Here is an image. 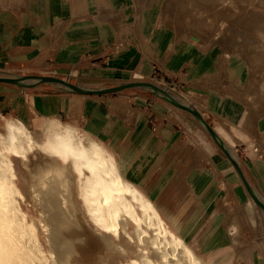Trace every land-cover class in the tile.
Here are the masks:
<instances>
[{
    "label": "crops",
    "instance_id": "1",
    "mask_svg": "<svg viewBox=\"0 0 264 264\" xmlns=\"http://www.w3.org/2000/svg\"><path fill=\"white\" fill-rule=\"evenodd\" d=\"M108 1L115 14H73L71 0H0V63L36 60L61 73L76 67L82 77L100 79L109 86L156 78L187 88L201 96L199 106L209 115V123L224 128L218 132L214 127L238 154L244 175L264 199V157L245 147L253 139L249 122H257L264 131V100L256 101L259 92L251 94L245 65L234 59L225 68L218 45L177 37L162 21L158 7H142L151 0ZM119 14L123 23L118 21ZM107 16L112 23L103 21ZM35 91L24 93L23 106L43 116L38 125L51 117L77 120L84 116V124L116 154L123 175L147 198L159 205L175 202L183 194L188 202L178 218L185 239L197 241L199 249L212 258L219 251L248 250L252 253L248 264H264V240L259 244L233 241V223L247 227L250 239L259 238L256 209L250 205L252 196L237 168L212 137L200 144L193 158L182 147L187 140L185 129L176 121L161 119L141 95L113 93L87 99ZM180 178L183 187L177 183Z\"/></svg>",
    "mask_w": 264,
    "mask_h": 264
},
{
    "label": "rangeland",
    "instance_id": "2",
    "mask_svg": "<svg viewBox=\"0 0 264 264\" xmlns=\"http://www.w3.org/2000/svg\"><path fill=\"white\" fill-rule=\"evenodd\" d=\"M81 1L85 3L84 7L79 5ZM218 1L220 0H217V2ZM235 1L230 0L228 6H225L226 11L223 12L221 8L216 7L214 4H210L211 0H151L150 2L152 3H146L142 5V7L150 6V4L158 7L161 11L162 21L173 29L177 37L189 41H195L194 38L197 37L201 39L198 41L201 44L207 46L214 44L218 45L223 53V60L221 63L223 67L226 68L231 60L238 59L237 62H241L247 68L248 81L252 85L250 87L251 94L261 93L260 98L256 100L261 102V100H264L262 96V94H264V88L261 87L264 83V54L260 52L264 53V51H262V47L264 49V38L262 37L264 32L260 33L258 30L264 31V0ZM71 3L73 5V14L90 11L99 12L100 14L106 11L109 15L115 14V8L112 7L108 0H71ZM122 15L123 14L118 15V21L122 22ZM92 18L101 22L97 20L95 16ZM222 19L226 21V25L225 27L223 26L221 30L220 24H225ZM103 21L113 22L109 16L105 17ZM249 38L255 39L254 43L247 41ZM233 54L236 55L233 56ZM10 75L55 76L89 88H98L101 86L109 87L111 84L105 83L100 79L82 77L76 67L67 73H61L49 64L41 65L40 62L36 60L33 61L23 58L0 63V76ZM148 81L168 87L172 92L188 91L187 88L174 85L171 86L170 83H165V81L160 82L156 78L148 79ZM26 82L31 84V86L23 87L13 83L0 82V136L6 134L4 123L5 118H9L24 122L30 134L38 139L43 140L47 138L46 131L42 129L43 124L38 125V122L43 116L37 109H29L23 106L25 102L24 93L26 91L31 92L35 91V89H43V91L47 92H66L74 97H83L87 99L111 97L113 93H119L121 95H141L142 98L145 99L142 100V102L151 103L154 111L161 119L176 121L185 129L187 140L183 143L182 147L186 152L189 151L193 153V158L196 157L194 154L196 155L199 151L198 147L200 144L205 145V141L211 140L210 133L200 121L196 120L191 114L180 110L173 103L166 100L162 93L156 92L152 88H131L113 93L88 95L49 82L39 83L37 80H28ZM251 99L254 101L255 97ZM200 110L205 113L206 120L210 122L211 119L209 115L206 114L203 109ZM256 110H260L258 104ZM79 117L82 119L78 118L75 120L69 119V117L60 119L62 122L70 124L79 139L85 143L89 144L95 140L102 143L118 162V158L110 145L103 142L97 136V133L84 124V116ZM82 120L83 123H81ZM70 121H72V123ZM248 126L252 134L251 138L253 139H249L245 147H253L258 157H264V131L258 129L257 122H249ZM204 131L209 134H206ZM1 145L3 148L5 144L1 143ZM4 152H6L9 158L10 170L14 174V182L17 190L14 202L15 205L20 208L21 212L15 213L11 211L7 215L9 217H15L18 220H20L19 217H21L23 220V227L17 225L16 222L11 223V225L13 232H27L19 240L25 250H27V248L31 249V257L28 258L26 264H150L141 256L147 255L150 260L158 259L155 247L149 243V236L152 233L145 224H136L133 220L128 221L125 216H123L122 223L120 222V224L117 225V234L113 231L106 230L99 224L88 208V203L82 192L83 189L81 187L79 170L74 167L72 161L70 162L69 160V162H66L65 159L57 156V158L62 161V163L57 166L53 164L52 161L55 156L50 152H46L41 146L27 152L26 155L22 157L15 156V154L7 150ZM233 152L236 157H238V154L235 151ZM36 166L41 167L40 174L38 175H36L37 173L35 171ZM177 183H179V187L184 186V180L181 178ZM58 185H60V187ZM40 189L54 192L55 195H57V199L54 196V203H47L45 199H43V195L41 196L40 192L43 191ZM186 201L188 202V199L184 198L183 194H181L175 197V202H160L159 205H157V203L155 204L168 229L174 232H181V220L178 217L179 211H181ZM50 204L51 209L47 207V205L49 206ZM254 209H256L255 213L257 214L254 217V223L258 221V227L260 229L259 238L256 236L254 240L250 239L251 237L247 227H245L246 229L240 227L238 229V235H236L237 233L232 231V229L230 230L231 234H233L234 243H239L240 240H242L241 243L247 244L252 242L259 244L261 241L263 242L264 210L257 204L254 206ZM7 215H4L5 218L8 217ZM57 216L61 219H58L57 233L64 240V245L62 246L64 250H60L59 253L54 251V242L51 237L54 230L52 225ZM62 219L63 223H61ZM138 226L141 227L140 230H143V233L140 235L138 234ZM143 240H145V242ZM187 242L189 244L188 246H192V249H194V253L209 264L210 262L213 264H237L235 258L243 259L246 261L245 263L248 264L252 256V253L248 250L241 252L229 250L216 252L215 257L212 258L199 249L200 246L197 241L187 240ZM25 252H27L28 255L29 252ZM159 261H161V259H159Z\"/></svg>",
    "mask_w": 264,
    "mask_h": 264
},
{
    "label": "bare ground",
    "instance_id": "3",
    "mask_svg": "<svg viewBox=\"0 0 264 264\" xmlns=\"http://www.w3.org/2000/svg\"><path fill=\"white\" fill-rule=\"evenodd\" d=\"M228 3H230V0H220L218 2L217 0H211L210 2V4L212 5L214 4L216 7L221 8L222 12L226 11L225 6L226 5L228 6ZM222 21L225 22V24L223 25L220 24L221 30L223 29V26L225 27L226 25V21H224L223 19ZM258 31L260 33L264 32L262 30L261 31L258 30ZM262 37L264 38V34ZM250 38L247 41L249 42L251 41V43H254L255 39H250ZM262 51H264L263 47H262ZM260 53L264 54L263 52ZM66 81H70V80H66ZM24 83H27L25 84L26 86H23ZM51 83L69 89V87L66 84L56 83V82L55 83L51 82ZM16 85L29 87L28 82H21ZM77 85L86 89H101L108 87V86H101L98 88H89V87H84L80 84ZM161 87L166 89L173 97H175L182 104L197 109L206 119L205 113H203L202 110H200L202 108L199 106V100L201 99V96L190 91L172 92L168 87L165 86H161ZM178 108L186 113L191 114L196 120L202 123V121L196 115L192 114L191 112L181 107ZM4 126L6 128V134H4V136H0V264H26L28 258L31 257V252H30L31 249L27 248V250H25V248L19 242V240L27 232L21 231L20 233L19 232L16 233L12 231L11 223L13 222H16L17 225L19 226L22 227L24 226L22 218L19 217L20 220H18L15 217H9L7 215L11 211H14L15 213L16 212L21 213V212H20V208L17 207L14 202L15 193L17 192L16 185L14 182V174L10 170V166L8 162L9 158L6 155V152L4 151L7 150L8 152H12L13 154H15V156L22 157L23 155H26L27 152H30L31 150L39 146H41V148L43 147V149L46 152H50L53 156H55V158L52 159V161L53 164L57 166L62 163V161L59 158H57V156L61 157L62 159H65L66 162H69V160L70 162L72 161L74 167H76V169L79 170L81 187L83 189L82 192L84 193V196L88 203V208L92 213L93 217L99 222V224L103 228H105L108 231H113L114 233L117 234V225H119L120 222L122 223L123 216H125V218L128 221L133 220L136 224L137 223H139V225L145 224L149 228V230L152 233L149 236L150 239L149 243L155 247V251L158 256L157 257L158 259L150 260L147 255H142L141 257L145 261L149 262L150 264H209L205 260H202L201 257L197 256L196 253H194V249H192V246H188L189 244L185 239L184 235L182 234V232H174L173 230L168 229L164 219L160 216V213L156 208L155 205L156 203L151 201L149 198H147L142 193V191L139 190L137 186H135L130 180H128L122 174L116 158L102 145V143L96 140L90 142L89 144L85 143L84 141L79 139V137L77 136L73 127L70 124L64 123L62 122L61 119H58L56 117H51L44 122L42 129L46 131L47 138L43 140H40L37 137L30 134L27 125L22 121L5 118ZM214 127L218 132H224V128L219 123H216ZM1 143L5 144L4 145L5 148L4 147L2 148ZM229 150L230 153L233 155V157L236 158V155L234 154L232 149ZM35 171L37 173L36 175L40 174L39 172L41 171V167L36 166ZM60 185L58 186L60 187ZM42 191L43 192H40L41 196L43 195L44 197L43 199H45L47 203L52 204L54 200V196L57 199L56 197L57 195H55L54 192L52 191L49 192L44 190ZM255 192L260 197V199L264 201V199L261 198V196L257 193V191ZM252 199L250 205L254 207L256 206V203H254L255 201ZM51 204L49 206L47 205L49 209H51ZM5 214L8 217L5 218L4 216ZM58 219H59L58 216L55 217L54 219L55 222H53L52 225L54 227V230L51 235L54 242L53 249L57 253H59L60 250H64V248H62V246L64 245L63 244L64 240L57 233L58 232L57 225L59 220H61ZM61 223H63V219ZM239 228L240 227L237 226V223L236 224L233 223L232 229H234L233 231H235L237 234ZM140 229L141 227L138 226L139 235L143 233V230ZM143 241L145 242V240ZM25 251L29 252L28 255L27 252ZM159 259H161V261H159Z\"/></svg>",
    "mask_w": 264,
    "mask_h": 264
},
{
    "label": "water",
    "instance_id": "4",
    "mask_svg": "<svg viewBox=\"0 0 264 264\" xmlns=\"http://www.w3.org/2000/svg\"><path fill=\"white\" fill-rule=\"evenodd\" d=\"M28 80H37L39 83L43 82H56V83H63L66 84L69 89L82 93V94H106V93H113V92H118V91H123L132 87L136 86H142V87H147V88H152L156 92H160L163 94V96L168 99L171 103L174 105L181 107L192 114L196 115L204 124L205 128L209 131L211 137L215 140V142L219 145V147L225 152L227 157L230 159V161L234 164V166L237 168L238 172L240 173L247 190L249 191L250 195L252 196L253 200L255 203L264 210V201L260 199V197L256 194L254 189L251 187L249 181L247 180L246 176L244 175V172L237 161L236 158L233 157V155L230 153L229 148L226 146L224 141L220 138V136L216 133L214 130L213 126L202 116V114L195 108L191 106H187L179 102L175 97H173L166 89L162 88L161 86L150 82V81H130L126 83H121L118 85H113L101 89H86L83 88L77 84H74L70 81H66L64 79L55 77V76H47V75H25V76H0V82H8V83H13V84H19L21 82H26ZM24 83L23 86H26ZM29 84V83H28ZM28 86H31L29 84Z\"/></svg>",
    "mask_w": 264,
    "mask_h": 264
},
{
    "label": "built area",
    "instance_id": "5",
    "mask_svg": "<svg viewBox=\"0 0 264 264\" xmlns=\"http://www.w3.org/2000/svg\"><path fill=\"white\" fill-rule=\"evenodd\" d=\"M170 85H171V86H172V85L177 86V85H175V84H170Z\"/></svg>",
    "mask_w": 264,
    "mask_h": 264
}]
</instances>
